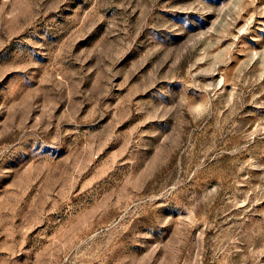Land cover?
I'll list each match as a JSON object with an SVG mask.
<instances>
[{"label": "rangeland", "instance_id": "1", "mask_svg": "<svg viewBox=\"0 0 264 264\" xmlns=\"http://www.w3.org/2000/svg\"><path fill=\"white\" fill-rule=\"evenodd\" d=\"M0 264H264V0H0Z\"/></svg>", "mask_w": 264, "mask_h": 264}]
</instances>
